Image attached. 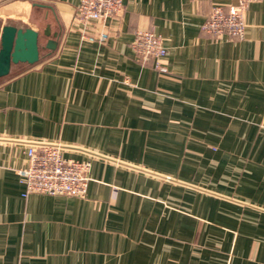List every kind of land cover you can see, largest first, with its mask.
<instances>
[{"label":"crops","instance_id":"crops-1","mask_svg":"<svg viewBox=\"0 0 264 264\" xmlns=\"http://www.w3.org/2000/svg\"><path fill=\"white\" fill-rule=\"evenodd\" d=\"M120 1L89 42L82 0H0V39L31 27L40 52L0 77V264H264V0L241 35L204 28L239 0ZM41 141L90 161L84 197L23 195Z\"/></svg>","mask_w":264,"mask_h":264},{"label":"built area","instance_id":"built-area-1","mask_svg":"<svg viewBox=\"0 0 264 264\" xmlns=\"http://www.w3.org/2000/svg\"><path fill=\"white\" fill-rule=\"evenodd\" d=\"M251 1L239 0V4L228 13L217 8L204 28L217 34L241 35L245 27L243 15ZM121 7L120 0H82L75 14L82 41H106L111 21L121 12ZM97 27L100 31L93 33ZM133 48L144 60L154 59L155 67L164 70L160 61L166 56L167 47L153 31H138ZM66 148L67 144L61 141H41L27 148L28 164L17 170L24 185V196L35 192L75 197L86 195L91 163L66 157Z\"/></svg>","mask_w":264,"mask_h":264},{"label":"water","instance_id":"water-1","mask_svg":"<svg viewBox=\"0 0 264 264\" xmlns=\"http://www.w3.org/2000/svg\"><path fill=\"white\" fill-rule=\"evenodd\" d=\"M39 32L31 27L6 24L0 39V77L9 73L11 65L35 63L39 59Z\"/></svg>","mask_w":264,"mask_h":264},{"label":"rangeland","instance_id":"rangeland-1","mask_svg":"<svg viewBox=\"0 0 264 264\" xmlns=\"http://www.w3.org/2000/svg\"><path fill=\"white\" fill-rule=\"evenodd\" d=\"M0 26H1V19H0Z\"/></svg>","mask_w":264,"mask_h":264}]
</instances>
